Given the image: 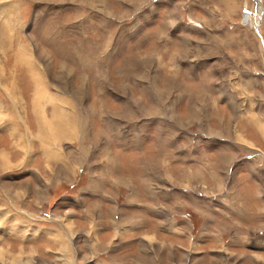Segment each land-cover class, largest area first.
Instances as JSON below:
<instances>
[{
	"label": "rangeland",
	"instance_id": "obj_1",
	"mask_svg": "<svg viewBox=\"0 0 264 264\" xmlns=\"http://www.w3.org/2000/svg\"><path fill=\"white\" fill-rule=\"evenodd\" d=\"M0 264H264V0H0Z\"/></svg>",
	"mask_w": 264,
	"mask_h": 264
},
{
	"label": "bare ground",
	"instance_id": "obj_2",
	"mask_svg": "<svg viewBox=\"0 0 264 264\" xmlns=\"http://www.w3.org/2000/svg\"><path fill=\"white\" fill-rule=\"evenodd\" d=\"M258 5H259V3H258ZM258 8H260V7H258Z\"/></svg>",
	"mask_w": 264,
	"mask_h": 264
}]
</instances>
